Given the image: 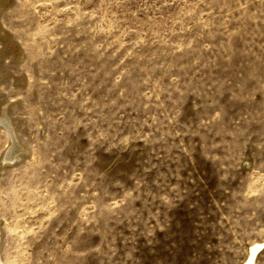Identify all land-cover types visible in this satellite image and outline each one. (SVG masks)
I'll list each match as a JSON object with an SVG mask.
<instances>
[{"label": "rangeland", "instance_id": "1", "mask_svg": "<svg viewBox=\"0 0 264 264\" xmlns=\"http://www.w3.org/2000/svg\"><path fill=\"white\" fill-rule=\"evenodd\" d=\"M0 30L1 264L264 243V0H5Z\"/></svg>", "mask_w": 264, "mask_h": 264}, {"label": "bare ground", "instance_id": "2", "mask_svg": "<svg viewBox=\"0 0 264 264\" xmlns=\"http://www.w3.org/2000/svg\"><path fill=\"white\" fill-rule=\"evenodd\" d=\"M4 3H5V0H0V9L3 7V5H4ZM1 31V30H0ZM5 34V33H4ZM6 35V34H5ZM3 36V35H2ZM4 37V36H3ZM7 37H8V35H7ZM0 38H1V36H0ZM4 38H6V37H4ZM3 38V39H4ZM11 38V37H10ZM2 39V38H1ZM12 39V38H11ZM11 40H9V39H7L6 40V42H5V44H4V48H7L8 46H10V42ZM14 43H15V41H13ZM12 46V45H11ZM10 46V47H11ZM18 46V45H17ZM2 47V46H1ZM3 48V49H4ZM13 48H14V45H13ZM1 49V48H0ZM20 49V48H19ZM21 51V50H20ZM20 51H18V49L16 48V49H14L13 50V55L14 56H19L20 57ZM22 52V51H21ZM2 54V53H1ZM22 57V56H21ZM14 58V57H13ZM1 59V58H0ZM18 59V58H17ZM3 60V59H2ZM1 60V61H2ZM4 103V101L1 99V97H0V109H1V107H2V104ZM6 104V103H5ZM9 105V104H8ZM4 111V110H3ZM0 113H1V111H0ZM6 115V114H5ZM7 116V115H6ZM6 116L4 117V115H2V117H1V115H0V125H3L4 127H6L7 128V130L11 133V134H13V128L12 129H10L9 128V126H7L8 125V122L6 121ZM10 121V120H9ZM15 127H16V125H15ZM3 129V128H2ZM17 131V130H16ZM15 134V133H14ZM16 136H17V134H16ZM17 145H18V143H17ZM12 155V154H11ZM10 154L9 155H7L6 157H4L1 161H0V163H5V162H12V161H14V160H16L18 157H16V156H14V157H12ZM262 247H264V243H256V244H253L251 247H250V251H249V255H248V259L245 261V263L244 264H254V261H255V257H256V255H257V253H258V251L262 248ZM0 264H1V261H0Z\"/></svg>", "mask_w": 264, "mask_h": 264}]
</instances>
